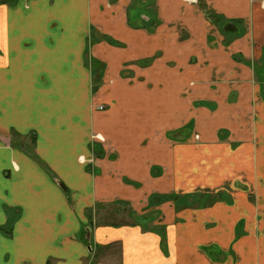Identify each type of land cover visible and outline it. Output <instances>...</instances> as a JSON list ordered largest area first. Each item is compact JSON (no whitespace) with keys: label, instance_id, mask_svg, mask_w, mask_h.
I'll return each mask as SVG.
<instances>
[{"label":"crops","instance_id":"0c3cea01","mask_svg":"<svg viewBox=\"0 0 264 264\" xmlns=\"http://www.w3.org/2000/svg\"><path fill=\"white\" fill-rule=\"evenodd\" d=\"M0 264H264V0H0Z\"/></svg>","mask_w":264,"mask_h":264},{"label":"rangeland","instance_id":"374dc122","mask_svg":"<svg viewBox=\"0 0 264 264\" xmlns=\"http://www.w3.org/2000/svg\"><path fill=\"white\" fill-rule=\"evenodd\" d=\"M240 24H242V23H240ZM203 105V100H197L196 102H194V105ZM101 106V105H100ZM100 106H98V109H100L101 110V108H100ZM103 106V105H102ZM104 107V106H103ZM104 109V108H103ZM189 127H190V125H189ZM184 131L185 130H181V131H179L178 132V134H173V133H170V135L171 136H173V137H175L176 139H182L183 138V135H184ZM32 137V136H31ZM34 139L33 138H31V140H30V142L32 143V141H33ZM260 168H262V167H260ZM242 187V186H241ZM227 188H229V187H227ZM230 189V188H229ZM220 192H222V191H220ZM184 197H178L177 196V198H175V201H177V202H179L180 200H182L181 202H179V203H181V205H192V206H201V205H210V203L211 204H213V203H216V202H218V201H225V202H232V200H231V196H230V193H229V191H227V190H225L224 192H222V193H219V194H217V195H211V196H208L205 200H202V199H200V201H198L196 198H184ZM248 198V197H247ZM160 199L161 200H163V198H161L160 197ZM183 200H185V202H183ZM253 200H255V195L253 196ZM117 207V206H116ZM114 208H115V206H113V207H111V208H109V209H107L108 210V212H110L112 209L114 210ZM120 208V207H119ZM125 209V208H124ZM127 209H128V207H127ZM120 213V212H119ZM104 220H108V221H110V220H112V221H115L117 224H124V223H132L133 222V220H132V218H129L126 214H125V210L123 211L122 210V213L121 214H119V216H115L114 214H113V217L112 218H108V217H106ZM210 249V248H209Z\"/></svg>","mask_w":264,"mask_h":264},{"label":"built area","instance_id":"2783aa9c","mask_svg":"<svg viewBox=\"0 0 264 264\" xmlns=\"http://www.w3.org/2000/svg\"><path fill=\"white\" fill-rule=\"evenodd\" d=\"M100 108L103 109L104 107L101 105Z\"/></svg>","mask_w":264,"mask_h":264},{"label":"trees","instance_id":"16d2710c","mask_svg":"<svg viewBox=\"0 0 264 264\" xmlns=\"http://www.w3.org/2000/svg\"><path fill=\"white\" fill-rule=\"evenodd\" d=\"M164 199V198H163Z\"/></svg>","mask_w":264,"mask_h":264}]
</instances>
